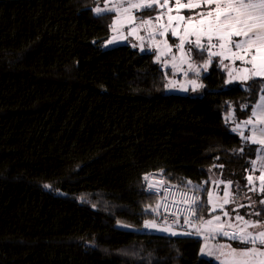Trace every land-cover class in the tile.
Returning a JSON list of instances; mask_svg holds the SVG:
<instances>
[{
    "label": "trees",
    "instance_id": "obj_1",
    "mask_svg": "<svg viewBox=\"0 0 264 264\" xmlns=\"http://www.w3.org/2000/svg\"><path fill=\"white\" fill-rule=\"evenodd\" d=\"M101 4L0 0V264H219L199 237L141 231L159 218L145 211L160 202L147 185L209 190L216 176L238 204L257 201L238 211L264 220L245 179L258 147L233 131L259 82L227 87L212 57L202 97L169 94L154 53L104 48L115 15L98 17Z\"/></svg>",
    "mask_w": 264,
    "mask_h": 264
},
{
    "label": "snow or ice",
    "instance_id": "obj_2",
    "mask_svg": "<svg viewBox=\"0 0 264 264\" xmlns=\"http://www.w3.org/2000/svg\"><path fill=\"white\" fill-rule=\"evenodd\" d=\"M168 4L169 0H116L111 7H108L106 0L104 8L96 7L94 11L100 18H103L109 12L113 13L115 19H113L110 27L115 32L116 24L121 17L130 23L137 19L133 14L134 11H157L158 14L155 17L139 19L140 27L152 25L154 21H159L161 15L165 14L160 9L167 8V11L171 12V8L167 7ZM173 6L177 10V14H169L167 25L161 26L159 32H153L149 29L148 38L153 41L155 47V36L163 37L170 30L172 36L179 39V43L175 45L179 52L185 53V44L187 43L190 45L187 50L189 53L193 49H197L208 54L209 59L205 61V68L211 63L213 56L221 57V64H223L224 59H230L233 64L240 61L241 64L236 69L235 75L232 71H229L228 82L231 83L235 80L245 83L248 87H251L248 84L250 81L259 82L258 87L261 93L259 101L251 109L250 117L242 121L244 126H251V134L245 136L241 132L240 135L246 143L250 142L264 149V0H187V3H182V0H173ZM196 8L202 10L195 14L190 12L187 17L179 14L181 9L191 10ZM173 22H175V26H173ZM181 28L183 29L182 35L180 34ZM131 31L135 32L136 27H131ZM193 37L194 39H192ZM116 40L117 37L113 36L107 43L112 44ZM164 47L167 52H171V46L168 45L166 40L164 41ZM214 48L219 50L213 52L212 49ZM141 51H144L143 47H141ZM162 55H165L164 51H160L156 56L158 62ZM172 59L175 60L176 57L172 56ZM172 67L175 68L176 65L173 64ZM189 68H192L191 64H189ZM184 75L187 76V72ZM196 75L199 76L198 71H196ZM189 83L192 85V91L203 87L196 80H191ZM174 86L171 82L167 85L170 88ZM181 89L188 91L182 85ZM237 128H239V125H237ZM238 151L243 153L244 149L241 148ZM257 159L261 161V174L255 177L259 184H255L254 177L251 174L247 175L245 179L248 191L260 194L262 198L259 203L264 205V152ZM251 163L255 167L257 161L253 160ZM219 167L223 168V165H219ZM144 179L147 180L148 177L145 176ZM203 183L219 185L225 183V181H204ZM186 185L189 190L181 193L182 199L180 201L173 199L172 201L173 204L182 206L172 212H168L167 207H165L162 221L157 223L155 219L145 220L144 228L157 230L171 236H202L205 246L201 247V254L214 257L220 264H264V220L251 219L252 216L259 217L261 213L251 211L247 214L249 219H245L237 211L239 207L252 208L255 202L253 201L246 206L238 204L235 197L229 199L230 194L227 188L232 186V181H227L223 193V204H236V208L233 209L236 214L232 217L229 216L228 212L222 211V215L228 217L227 220H222L221 215H212L216 212V207L212 205L213 193L210 190L202 188L201 185H193L192 181H186ZM161 186H163V181H161ZM45 187L51 186L45 185ZM147 187L149 190L154 189L151 183ZM238 189L239 186L237 185ZM155 190L159 191L158 188ZM169 190L170 187H165V195ZM200 191L206 193V199H202L201 196L196 194ZM189 193L192 194L189 195ZM246 198L251 201L250 196ZM81 199L83 200V197ZM223 204L220 206L221 210ZM206 205L209 206L207 218L203 214ZM158 209L159 205L156 208L145 209V211H151L160 216L161 213ZM169 216L173 218L171 223L168 220ZM181 216H183L181 227L192 230L183 232L175 230L174 225L179 223ZM122 226L130 227L128 225ZM217 237L236 242L237 246L234 247L231 243H216L215 245L208 243V241L215 240Z\"/></svg>",
    "mask_w": 264,
    "mask_h": 264
},
{
    "label": "rangeland",
    "instance_id": "obj_3",
    "mask_svg": "<svg viewBox=\"0 0 264 264\" xmlns=\"http://www.w3.org/2000/svg\"><path fill=\"white\" fill-rule=\"evenodd\" d=\"M115 2H116V0H107L108 7H111ZM105 3H106V0H102V4L99 7L104 8ZM173 10H175V12H168V11H164L163 9H161L160 11L164 12L165 14L160 16L159 21H154L152 25H148L145 27L139 26V19L142 18L140 16V13L142 11H134L133 12V14L137 17V19L135 21H132L131 23L128 20L121 17V19L116 24L115 32L113 31V29L111 30L112 31L111 36L105 42L104 48L110 49L112 47L119 46V45H128V46L132 47L133 49H136L142 53H154L155 57L160 53V51H164L165 55H162L160 61L159 62L157 61V62L165 70V74L167 77V85L170 82L175 85L174 87H171V88L167 87L166 88L167 93L189 95V96H193V97H202L205 93V88L202 87V88H198L196 91H192V85L189 83V81L196 80L198 84H202V82H201L202 78L201 77H202L203 73L206 74L209 72V69H210V66H211V63L213 60L211 59V63L208 64V66L206 68L204 67L205 62L197 63V62L193 61L192 57H191V53H189L187 51L188 50V48H187L188 44L187 43L185 44V53L179 52V50L175 47V45L179 43V39H178V37H173L170 30L167 31L163 37H161L159 35L155 36V42H156L155 47H154L153 41L148 38V30L149 29H151L153 32H159L161 30V26L167 25V16L169 14L170 15H176L177 14V10L175 8ZM182 10L183 9H181L180 11H182ZM179 14H181L185 17L189 16V13H185V12H180ZM133 26L136 27L135 32L131 31V27H133ZM173 26H175V22H173ZM180 34L181 35L183 34L182 28L180 30ZM113 36L117 37L116 42H114L112 44H108L107 42ZM141 37H143V39H141ZM192 39H194V37ZM165 40L167 41L168 45L171 46V52H167V49H165V47H164V41ZM141 47L144 48V51H141ZM218 50L219 49H217V48L212 49L213 52L218 51ZM172 56H175L176 59L173 60ZM213 57L218 58L219 62H220L221 57H217V56H213ZM173 64L176 65L175 68L172 67ZM189 64L192 65L191 69L189 68ZM240 64H241L240 61H236L233 64V62L230 59H224L223 60V64H221V65H222L223 70L227 74V81H226L227 87H232L235 85L246 86L245 83L238 82L235 80L231 83L228 82L229 71H232L233 75H235L236 69L238 68V66ZM196 71L199 72V76L196 75ZM185 72H187V76L184 75ZM181 85L183 87L187 88L188 91H183L181 89ZM232 118H233V112L229 116V119H232ZM244 127L245 126L243 124H239V128H236L235 133H237V134L241 133L242 132L241 130L244 129ZM151 179H154V177H151ZM216 180H218V178L216 176H213L212 181H216ZM225 188H226V182L221 183L219 185L211 183L210 188H209V190L213 193L212 205L216 207V212L212 213V215H218L219 214V215H221L222 220L228 219V217H224L222 215V211L228 212V214L230 216V214L231 215L235 214L233 212V209L236 208V204H233V203L223 204V193L225 191ZM155 189H157V188L154 187L153 191L158 193V191H156ZM227 191L230 194L229 199H231L234 196L233 191H232V186L228 187ZM222 204H223V209L221 210L220 206ZM237 211H238V209H237ZM203 214L207 218L208 217V209H205ZM157 223H160V222L157 221ZM169 223H171V222H169ZM174 228L178 232H183V230L177 224L174 225ZM141 231L148 232V233H154V234H160V235H169V234L157 231V230L145 229L144 226L141 228ZM169 236H171V235H169ZM181 236H183V235H177L174 237H181ZM193 237L201 238L203 240V246L202 247L205 246V242H204V239L202 236H193ZM208 243L210 245H215L216 243H231V244H233L234 247L236 246V245H234L233 241L227 240L226 238H223V237H217L215 240L208 241ZM205 256H207V255H205ZM207 257H209V256H207ZM209 258H212L216 261V259L214 257H209ZM219 264H220V262H219Z\"/></svg>",
    "mask_w": 264,
    "mask_h": 264
},
{
    "label": "built area",
    "instance_id": "obj_4",
    "mask_svg": "<svg viewBox=\"0 0 264 264\" xmlns=\"http://www.w3.org/2000/svg\"><path fill=\"white\" fill-rule=\"evenodd\" d=\"M165 187H170V190L167 192V195H165ZM157 188L159 189V194H160L159 212L161 213V215L159 216L157 221L161 222L163 219V213H164L165 207H167L168 212H172V211L177 210V208L181 207L182 205L173 204L172 203L173 199H175L176 201H180L182 199L181 193L182 192H188L189 189L180 188V187L172 186V185H165V184H163V186H161V184H160L159 187H157ZM191 194L192 193H189V195H191ZM196 194L201 196V198H202V194L200 192H198ZM172 219L173 218L171 216L168 217L169 222H171ZM177 225L183 231L192 230L190 228L181 227V225H183V216L180 217L179 223Z\"/></svg>",
    "mask_w": 264,
    "mask_h": 264
},
{
    "label": "crops",
    "instance_id": "obj_5",
    "mask_svg": "<svg viewBox=\"0 0 264 264\" xmlns=\"http://www.w3.org/2000/svg\"><path fill=\"white\" fill-rule=\"evenodd\" d=\"M182 2L183 3H187V0H182ZM168 8H171V12H175V10H173L175 7L173 6V0H169V4H168V6H167ZM203 7V6H202ZM164 11H167V8H162ZM161 10V9H160ZM202 9L201 8H196V9H191V10H189V9H183L182 11H180V12H185V13H189L190 14V12L192 13V14H195V13H198V12H200ZM236 128H237V125L236 126H234L233 127V131L234 132H236ZM250 128H251V126L249 125V126H245L244 127V129H242L241 131L244 133V134H248V135H250L251 133H250ZM240 131V132H241ZM238 134H240V133H238ZM248 135H246V136H248ZM254 145V144H253ZM257 147H258V151H257V157H259L261 154H262V152H264V149H261L260 148V146H258V145H256ZM257 157H256V161H257V163H256V165H255V167H253V165H252V169H251V175H253V177H254V182H255V184L256 185H258L259 184V181L258 180H255V177H258L260 174H261V167H260V165H261V161L260 160H258L257 159ZM154 178H159L158 176H153ZM160 179V178H159ZM219 180V179H218ZM152 181H153V179H151V184H152ZM253 202V201H252ZM255 203V205H256V203H257V201H254ZM241 203V202H240ZM251 203V202H250ZM249 203V204H250ZM242 204V203H241ZM248 205V203L246 204V206ZM238 213H239V215H241V216H244V218L246 219H249V217L248 216H246L245 214H243V213H241L240 211H238ZM236 214V213H235ZM235 214H230V216H232V217H234L235 216ZM251 219H253V220H257L256 218H251ZM234 243V245H236L237 246V244H236V242H233ZM203 246V245H202ZM203 255V254H202ZM204 257H206V258H209V257H207V256H205V255H203ZM210 259H212V258H210ZM214 260V259H213ZM216 262L217 263H219V261H217L216 260Z\"/></svg>",
    "mask_w": 264,
    "mask_h": 264
},
{
    "label": "water",
    "instance_id": "obj_6",
    "mask_svg": "<svg viewBox=\"0 0 264 264\" xmlns=\"http://www.w3.org/2000/svg\"><path fill=\"white\" fill-rule=\"evenodd\" d=\"M152 183L154 187H159V185L161 184V180L159 178H154Z\"/></svg>",
    "mask_w": 264,
    "mask_h": 264
},
{
    "label": "clouds",
    "instance_id": "obj_7",
    "mask_svg": "<svg viewBox=\"0 0 264 264\" xmlns=\"http://www.w3.org/2000/svg\"><path fill=\"white\" fill-rule=\"evenodd\" d=\"M153 182V181H152ZM153 184V183H152Z\"/></svg>",
    "mask_w": 264,
    "mask_h": 264
}]
</instances>
